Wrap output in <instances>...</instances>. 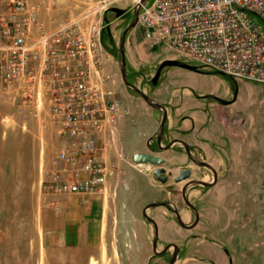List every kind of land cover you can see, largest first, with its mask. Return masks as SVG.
I'll return each instance as SVG.
<instances>
[{"label":"rangeland","instance_id":"374dc122","mask_svg":"<svg viewBox=\"0 0 264 264\" xmlns=\"http://www.w3.org/2000/svg\"><path fill=\"white\" fill-rule=\"evenodd\" d=\"M71 1L68 2L69 11L78 15L89 11L90 6L110 0ZM107 7L100 10L103 25L106 23L104 13L111 7L126 9L129 15L125 19L108 12L109 29L104 26L101 31L103 44L110 54L109 68L116 78L118 88L114 86V89L126 109L117 122L116 140L109 156L113 174L104 196L108 204L106 233L108 236L121 235L122 228L126 227L128 234L125 235L127 239H103L102 260L99 259L98 264H139L138 259L143 254L137 246L141 239L131 238L144 234L142 227L147 222L142 223L140 208L163 197L178 199L179 213L186 224L194 219V212L183 199L171 196L168 191L179 193L189 179L212 181L213 173L207 167L194 164L180 143H173L167 149L156 145L162 111L151 107L127 87L120 73L119 43L123 30L134 18V0H113ZM124 54L127 80L152 100L159 102L154 96L158 94L164 99L159 102L167 108L162 146L179 137L182 129H193L195 122L192 120L191 124L188 120L192 115L205 114L202 127L210 131V136L201 139L200 144L194 139H182L189 145L193 157L205 160L217 173L212 185L194 184L187 190V199L199 214L196 226L183 228L164 208H158L160 214L156 215L154 209L146 211L164 226H159L163 238H181L178 243L182 253L177 264H191L188 258L193 256L192 243L197 244L199 252L214 259L227 260L218 249L222 245L230 251L232 264H264V86L235 81L202 68L193 60L176 58L159 43L146 39L137 24L126 33ZM168 59H177L190 67L165 66L153 83L151 79L156 68ZM169 99L173 101L168 102ZM0 104V264H42L43 256L36 244L39 234V201L35 191L38 155H42L40 164L44 170L60 140L47 116L35 117L28 107H16L9 100L0 101ZM177 108L182 111L175 116ZM202 137L200 134L199 138ZM202 144L205 147H201ZM138 150L164 158L162 166L170 174L167 182L155 179L154 165L131 161L130 156ZM182 167L191 169L190 178L175 182L174 176ZM62 195L47 194L55 209L60 208L56 199ZM133 216L139 221L132 220ZM194 234L207 239L186 241L187 236ZM147 235H151L150 226ZM143 253L146 258L150 251Z\"/></svg>","mask_w":264,"mask_h":264},{"label":"built area","instance_id":"2783aa9c","mask_svg":"<svg viewBox=\"0 0 264 264\" xmlns=\"http://www.w3.org/2000/svg\"><path fill=\"white\" fill-rule=\"evenodd\" d=\"M112 2L49 25L40 19V3L0 0V101L47 116L60 140L41 168L45 195H106L110 151L126 112L102 41L100 10ZM134 6L144 37L174 57L264 86V0H134Z\"/></svg>","mask_w":264,"mask_h":264},{"label":"crops","instance_id":"0c3cea01","mask_svg":"<svg viewBox=\"0 0 264 264\" xmlns=\"http://www.w3.org/2000/svg\"><path fill=\"white\" fill-rule=\"evenodd\" d=\"M30 2L41 3L43 5L40 7L39 16L41 20L49 25L77 14H74L72 10L69 11L70 6L68 2H72L71 0H61L60 3L57 0H30ZM46 4H48L47 7ZM50 4L53 5L50 6ZM114 86L115 89L118 88H116V85ZM158 95H154L155 98L159 102H164V99L158 97ZM167 101L172 102L173 100L169 99ZM181 111V108H177L175 116L180 115ZM204 118L205 114L201 117L192 115L188 120L191 124L192 120L195 122L193 129H182L179 137H174L173 139H194L198 141L197 144H200L201 139L205 140L210 136L209 129L202 127ZM200 134H203L204 137L199 138ZM200 146L205 147V144ZM41 160L42 155H38V180L35 191L38 196L37 200L39 201V209L37 210L39 234L36 239V244L41 252V256H43L42 264H92V262L98 264L99 259L102 260L103 239H127L125 235L128 234V228L123 227L121 235L117 234L116 236V233H112L110 236L107 235L108 204L106 198L101 193H91L81 196L70 194L62 195L56 199V203L60 205V208L55 209L50 202L51 198L44 195L41 191ZM158 208L161 207L154 209L155 215L160 214ZM132 220L135 222L139 221L135 216L132 217ZM142 223H146L144 219ZM160 225L162 227V224ZM142 228L144 234H135L131 239L149 236L147 235L149 224L147 225L146 223Z\"/></svg>","mask_w":264,"mask_h":264},{"label":"water","instance_id":"95a60500","mask_svg":"<svg viewBox=\"0 0 264 264\" xmlns=\"http://www.w3.org/2000/svg\"><path fill=\"white\" fill-rule=\"evenodd\" d=\"M145 0H140V2H144ZM108 12H114L116 14V16L120 15L121 13L124 12V9L118 8V7H111L109 8L105 13H104V20L106 22V29H109V21L107 20L106 14ZM138 12H139V8L138 6L134 7V18L132 20V22L123 30L122 32V36H121V41L119 43V56H120V73H121V77L122 80L124 82V84L129 87L130 89H132L135 93H137L138 95H140L146 103H148L151 107L161 110L162 111V117L159 123V129L156 133V140L158 143V146L160 147V149H167L169 148L173 143H180L183 145L187 155L189 156V158L191 159V161L198 165V166H203V167H207L208 169H210L213 173V180L212 181H205L203 179H189L188 181H186V183H184V185L182 186V197L184 202L186 203V205L194 212V221L192 226H194L198 219H199V214L198 211L196 209V207L187 199L186 196V190L187 188H189V186L194 185V184H198V185H203V186H209L212 185L216 179H217V173L216 170L213 166H211L209 163H207L205 160L199 159V158H195L191 155V152L189 150V145L181 140V139H173L171 140L167 145L162 146L161 145V138H162V134H163V130H164V125H165V121L167 118V110L166 107L164 105H162L161 103L152 100L146 93H144L141 89H139L136 85L130 83L127 78H126V70H125V66H126V59H125V54H124V43H125V36L126 33L133 28L136 24H137V16H138ZM168 65H176V66H181V67H186L189 68L190 66H188L187 64L177 60V59H168V60H163L158 67L156 68L155 74L153 76V78L151 79V81L153 83L156 82L157 78L160 75V72L162 70L163 67L168 66ZM131 161L135 164H151L154 165L155 167L153 168V176L155 177V179L161 183H165L169 180L170 174L166 172V169L162 166V164L164 163V158L158 154H154V153H149V152H144V151H137L134 152L131 156ZM192 171L189 167H182L179 169L178 174L174 176V181L175 182H180L182 180H185L187 178H190ZM160 205L163 204V202L161 203H149L145 209L151 207V206H155V205ZM144 209V210H145ZM177 222L181 225V226H185V224L182 221L181 215L177 212L174 211ZM143 215L149 220L151 221L154 225L155 221L150 218L147 213L144 211Z\"/></svg>","mask_w":264,"mask_h":264},{"label":"flooded vegetation","instance_id":"af4514ba","mask_svg":"<svg viewBox=\"0 0 264 264\" xmlns=\"http://www.w3.org/2000/svg\"><path fill=\"white\" fill-rule=\"evenodd\" d=\"M129 15V11L124 9V12L121 13L120 15L116 16L118 18H127ZM155 143L158 146L157 140L155 139ZM147 144H151L150 141H148ZM150 146L153 147V145L151 144ZM188 190V188H187ZM187 190H186V195H187ZM170 193L171 196H178L179 198L183 199L182 197V188H180L179 193L177 191H168ZM154 203H161L163 202V204H158L155 206H151L147 209H145V207L149 204H145L140 208V215L144 218V220L149 224V226L151 227V235L146 236L144 238L141 237H135L134 239H141L139 240V245L137 246V249L139 250L140 254L142 258H139V264L142 262V264H177L178 261H180V256L182 253V248L178 243V239H181L180 237H167V238H163L161 233H160V227H159V223L157 222L156 218L152 215H148L150 218H152L155 221L154 225L151 221H149L144 215V211L146 212L148 209H155L157 207H161L166 209L169 213H171L173 220L175 223L179 224L177 222L176 216L174 211H177L179 213V205H178V199L175 198H169V197H163L161 199H159L158 201H153ZM150 202V203H153ZM145 209V210H144ZM147 213V212H146ZM180 214V213H179ZM181 215V214H180ZM182 218V216H181ZM183 221V218H182ZM194 219L189 220L188 223L185 224V226L183 228L185 229H192L193 227L196 226V224L194 226H192ZM180 225V224H179ZM181 226V225H180ZM164 228V226H162ZM207 239L205 237H201L198 236L196 234L194 235H190L187 236L185 239L186 241H193L194 239ZM144 239H150V241H145ZM164 239V241H163ZM162 240V241H161ZM192 248H193V256L189 257L188 259L192 260L191 264H232V257L230 254V251L220 245L219 246V250L222 251V253H224V255L226 256V261H224L222 258L217 257V258H212L210 255H207V253L204 252H199L198 248H197V244L196 243H192ZM147 250L148 252L150 251V254H148V256L145 258L143 251ZM226 262V263H225Z\"/></svg>","mask_w":264,"mask_h":264},{"label":"bare ground","instance_id":"6f19581e","mask_svg":"<svg viewBox=\"0 0 264 264\" xmlns=\"http://www.w3.org/2000/svg\"><path fill=\"white\" fill-rule=\"evenodd\" d=\"M184 220V219H183Z\"/></svg>","mask_w":264,"mask_h":264}]
</instances>
